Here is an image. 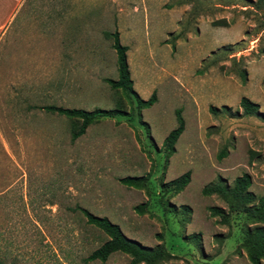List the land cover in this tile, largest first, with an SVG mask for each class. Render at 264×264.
Returning a JSON list of instances; mask_svg holds the SVG:
<instances>
[{
    "label": "rangeland",
    "instance_id": "1",
    "mask_svg": "<svg viewBox=\"0 0 264 264\" xmlns=\"http://www.w3.org/2000/svg\"><path fill=\"white\" fill-rule=\"evenodd\" d=\"M254 1L0 0L1 264H129L121 252L87 260L108 237L78 207L145 246L164 244L174 257L162 264H252L244 214L218 223L208 207L225 202L201 191L248 173L264 195V7ZM115 30L133 89L144 100L156 91L149 108L104 81L118 76L105 36ZM243 96L255 114L243 113ZM44 105L124 112L71 141L76 121ZM177 110L184 130L167 158ZM187 171L181 192L164 190ZM127 176L145 184L125 186Z\"/></svg>",
    "mask_w": 264,
    "mask_h": 264
},
{
    "label": "trees",
    "instance_id": "2",
    "mask_svg": "<svg viewBox=\"0 0 264 264\" xmlns=\"http://www.w3.org/2000/svg\"><path fill=\"white\" fill-rule=\"evenodd\" d=\"M254 6L259 9L264 7V0H255ZM225 22V21H224ZM105 36L111 38L112 47L116 53L117 64V79L104 78V81L114 90H122L126 96L133 95L137 101L138 109H145L151 107L157 100L156 91H153L148 100L142 99L138 93L133 89V80L129 69L127 59V45L121 43L119 32H105ZM240 105L243 108V113L246 115H253L258 109V104L254 103L247 97L240 99ZM40 109L64 116L68 119L76 121V126L72 128L71 141L76 140L83 135L96 119L103 116L120 115L124 111L120 108L114 109H99L85 110L81 108H67L57 105H44ZM215 109L212 107L211 111ZM177 126L172 129L163 141L167 149V158L174 152V144L178 137L184 130V119L180 114V110L176 111ZM227 150L222 149L218 157L221 159L226 156ZM145 176H127L120 178V182L128 187L142 188L145 184ZM190 181V171H187L179 177L170 180L164 187V190H172L175 194L181 192ZM251 176L248 173H243L234 179L232 186L219 177V180L210 183L202 188V195L212 196L217 195L221 198L227 209L219 206H210L208 211L211 217H217V222L223 225H229L232 213H243L249 224L243 227L242 231V247L245 249L246 257L252 264H262L264 262V195L258 196L250 191ZM146 203L139 204L135 207L139 214L145 212ZM184 210L189 208L183 205ZM78 210L86 218V222L105 233L108 237L98 248H96L88 257L87 260L105 261L115 252L127 254L130 257L129 264H162L165 261L174 257L168 251L164 244L156 245L155 247H148L139 241L126 236L120 226L106 216H98L91 213L83 207H78ZM161 240L162 235L158 234ZM200 233L193 234L192 237L197 240L200 239ZM220 241L223 237L219 238ZM1 264V263H0Z\"/></svg>",
    "mask_w": 264,
    "mask_h": 264
}]
</instances>
